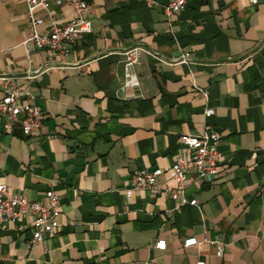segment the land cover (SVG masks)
<instances>
[{
	"label": "crops",
	"instance_id": "crops-1",
	"mask_svg": "<svg viewBox=\"0 0 264 264\" xmlns=\"http://www.w3.org/2000/svg\"><path fill=\"white\" fill-rule=\"evenodd\" d=\"M88 1L93 30L66 55L27 49V0L0 2V98L9 77L43 111L30 136L20 123L6 132L0 117V183L32 200L53 189L62 211L60 229L32 246V227L0 225V264H264V0H189L172 20L170 0ZM35 14L42 29L51 15L73 19L53 1ZM133 47L139 87L124 85ZM208 126L226 162L212 183L189 186L199 206L151 190L127 196L143 170L162 168L159 185L173 187L181 135ZM192 236L202 243L186 248Z\"/></svg>",
	"mask_w": 264,
	"mask_h": 264
},
{
	"label": "built area",
	"instance_id": "built-area-1",
	"mask_svg": "<svg viewBox=\"0 0 264 264\" xmlns=\"http://www.w3.org/2000/svg\"><path fill=\"white\" fill-rule=\"evenodd\" d=\"M7 1V0H0ZM53 1L58 5H68L73 12V19L66 23H60L53 15L50 18V26L41 28L44 20L35 14L36 8L48 7ZM148 7L157 4L156 0H143ZM189 0H170L164 5V11L168 19L178 11L186 8ZM263 0H249L253 5H258ZM30 33L24 41L25 47L49 49L59 55H66L69 48L82 35L89 34L93 30V24L86 17V12L91 8L88 0H27ZM141 47H133L125 52L124 71L127 87H139L135 67L140 62ZM190 53L182 55L183 61H188ZM5 93L0 98V117L4 120V130L11 133L17 123L22 125L23 133L30 136L39 132L43 124L42 109L31 101L24 99L26 91L16 87L12 78L2 77ZM207 96V92L203 91ZM215 113L213 107H207L204 111L206 117ZM185 150L179 153L170 169L173 187L159 185L158 179L164 173L162 168L135 172L130 177V187L126 194L130 198L136 191H157L173 200L177 206L190 204L199 206L197 198H189L188 188L191 184L202 181L212 183L226 159L220 149L222 134L214 127L208 126L200 134H183L180 137ZM61 196L55 190L46 191L42 200H32L27 196L14 192L7 183H0V225L13 223L18 231L32 227V238L28 245L32 246L43 241L48 235L56 233L60 227ZM202 242L196 236L184 240L186 248L198 246ZM166 239H159L155 247L166 250ZM224 247H219L218 253L222 254ZM196 264H207L206 260L199 259Z\"/></svg>",
	"mask_w": 264,
	"mask_h": 264
}]
</instances>
